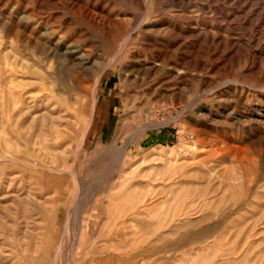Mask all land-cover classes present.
<instances>
[{"label":"rangeland","instance_id":"obj_1","mask_svg":"<svg viewBox=\"0 0 264 264\" xmlns=\"http://www.w3.org/2000/svg\"><path fill=\"white\" fill-rule=\"evenodd\" d=\"M0 264H264V0H0Z\"/></svg>","mask_w":264,"mask_h":264},{"label":"bare ground","instance_id":"obj_2","mask_svg":"<svg viewBox=\"0 0 264 264\" xmlns=\"http://www.w3.org/2000/svg\"><path fill=\"white\" fill-rule=\"evenodd\" d=\"M28 16V15H27ZM45 33V32H44ZM51 33V32H50ZM56 48V47H55ZM83 53V52H82ZM81 54V53H80ZM74 57V56H73ZM92 64V63H91ZM13 70V69H12ZM14 77V76H13ZM98 83V82H97ZM20 103V102H19Z\"/></svg>","mask_w":264,"mask_h":264}]
</instances>
